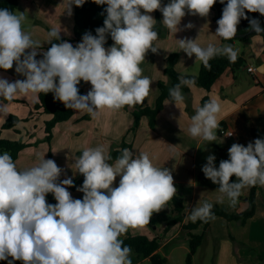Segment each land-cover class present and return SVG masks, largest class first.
I'll return each instance as SVG.
<instances>
[{
    "label": "clouds",
    "instance_id": "obj_1",
    "mask_svg": "<svg viewBox=\"0 0 264 264\" xmlns=\"http://www.w3.org/2000/svg\"><path fill=\"white\" fill-rule=\"evenodd\" d=\"M94 2L106 5L103 26L95 28L96 34L85 32L73 46L61 40V28L52 26L46 41L58 42L41 50L39 59L38 42L22 27L23 14L0 8V68H12L15 62V72L25 77L10 81L0 76V97L8 101L17 96L35 99L39 93L51 91L65 108L86 111L94 118L103 109L141 103L149 94L152 79L141 75L140 63L149 49L157 51L152 11L159 9L163 24L174 34L180 30L186 10L207 16L216 0ZM220 2L224 6L215 33L225 40L235 36L242 17L248 18L246 9L264 14V0ZM84 3L67 0V14H72L73 4ZM249 25L257 33L264 32L258 18H249ZM183 27L193 24L188 22ZM108 35L114 43L105 47ZM178 41L179 49L188 56L195 54L208 69L216 55H226L230 62L238 58V51L231 45L209 42L201 46L196 38ZM81 80L91 84L86 93L78 89ZM191 82L181 77L180 83L169 89V101L180 108L184 100L181 84ZM220 111L218 100L210 98L196 107L186 131L193 137L217 140L214 129L219 125ZM8 112V105L0 102V115L6 118ZM226 135H232V131ZM227 151L228 158L221 159L218 167L215 154H209L202 171L219 185L223 195L216 202L222 203L227 197L234 204L246 186L264 185V138L257 137L246 146L233 142ZM75 165V171L84 176L77 186L82 198H73L65 187L72 186L74 180L71 176L60 179L63 169L54 159L43 156L38 163L20 169L10 153H0V260H7V264L15 260L23 264H131V249L119 237L130 227L147 224L153 212L164 208L177 192L171 171L156 166L145 151L134 153L124 148L113 162L107 145L98 144L83 148ZM233 174L238 179L230 181ZM117 176L118 186H113ZM48 193L56 203L47 201ZM213 207L208 200L194 205L185 221H207L214 217Z\"/></svg>",
    "mask_w": 264,
    "mask_h": 264
},
{
    "label": "crops",
    "instance_id": "obj_2",
    "mask_svg": "<svg viewBox=\"0 0 264 264\" xmlns=\"http://www.w3.org/2000/svg\"><path fill=\"white\" fill-rule=\"evenodd\" d=\"M65 2L66 0H60L59 2L57 0H18L14 13L19 11L20 14H23L22 27L25 24L27 25V28L23 27L26 32L32 33L37 38L43 35L47 39V32L50 28L52 26L58 27L60 21L64 18L60 15V12L62 11V4ZM166 3H168V0H166ZM73 5L72 14L68 15L67 22L64 23L67 27H64V30L59 27L61 28L60 36L72 44L73 42L70 39H73ZM51 9L55 10L56 13L59 10L60 12L57 15H52L50 13ZM214 14L215 8L213 7L210 8L207 16L193 15L186 10L185 16L181 19L178 32L173 34L165 26L167 30L165 37H157L153 41L157 51L153 52L149 49L145 54V59L140 63L141 75L152 79L149 94L141 103L124 105L116 110L118 116H115V119H117L119 130L115 132L107 131V126L111 125L115 119L101 112L96 119L93 116L89 117L88 120L92 122L91 127L81 125L84 123L83 113L74 114L73 111L69 119L64 120L68 125L64 132L74 133L83 139H87V144L82 145V149L105 144L109 151L111 147L124 140L131 144L130 149L134 153L139 151L148 152L156 166L166 167L171 171L173 183L177 188L175 194L183 199L184 208L181 220L165 229L167 219L175 214L170 199L159 212H153L149 224L130 227L119 237L121 238L127 233L132 235L142 234L149 238L157 237L159 246L156 251L162 256V248L174 241L170 246L169 253L166 254L167 258L171 257V252L177 247H181L185 251L189 250L188 235L182 226L190 221L186 222L185 217L190 212L191 207L198 206L205 200L217 201V197L223 195L219 191L218 184L209 183L206 177L201 176L199 173L202 165L207 163L206 157L213 151V145H217V140L207 141L199 136L193 137L186 131L190 123V117L195 113L196 107L200 106L202 97L204 95H208L209 99L214 97L221 105V111L218 113L219 125L214 129V132L217 138L225 144L224 148L220 149V152L224 154V158L229 156L227 150L233 142L242 143L245 146L249 141L254 142L255 137L251 134V128H262L264 126L263 36L253 34L247 38L235 39L229 43L223 42L222 38L215 33L218 24L213 18ZM159 16L162 21L163 14L160 11ZM188 22H191L193 27H183ZM181 38H196L201 46H206L209 42L218 46L231 45L233 49L238 51V55L244 58L245 62L235 70L227 67L213 82L210 90L195 84H190L188 91L181 90L184 100L180 108L175 105L174 101L165 100L155 117L153 128L149 126L147 116L142 115L138 126L131 130L134 121L133 110L138 105H153L159 93L158 80H167L163 69L166 56L169 53L176 52L178 54L175 68L180 73L196 74L199 71L201 61L196 59L195 54L188 56L183 49H179L178 39ZM41 50L45 49L38 48L39 52ZM247 66H253L255 70L253 72L248 71ZM1 72H4L3 69H0ZM15 74L16 76L19 75L16 72ZM15 79L17 78L11 77V80ZM17 97L22 98L21 100H24L22 103H25L24 97ZM37 98L38 95L35 99L29 98L27 103H31L32 111L39 114L44 128V122L50 119L52 115L34 108ZM0 102L9 105L12 100ZM103 111L105 112L106 109H103ZM15 112L10 109L8 114L13 113L18 117L29 116L28 122L32 123V114L27 115L28 113L24 110L22 113ZM3 120H5V117L0 122L3 123ZM110 120H112L111 124L108 123ZM74 123H76V126H74ZM17 125L3 129L1 136L9 139H20L16 135L18 133ZM35 126L33 124V128ZM220 128L232 131V135L220 134ZM7 131H13L15 134H6ZM25 153L24 148L19 151L15 160L17 166L23 165L26 168L34 165L35 157L29 151H27V155ZM119 178V176L116 177L113 186H118ZM81 184L82 182L77 186ZM77 186L73 189L68 188V190L73 198H82L83 193L77 190ZM242 192L245 197L249 192V186L243 188ZM244 197L241 203H236L239 209H244L247 206ZM201 231L202 225L192 229V232L195 233ZM206 234L214 238L219 237L217 240L219 241L217 264H264V185L257 184L256 210L244 223L235 220L229 221L220 215H215L211 218L205 230ZM230 234L234 237V241L231 239ZM129 257L131 264H145L146 262L149 264V258H139L133 250L130 251ZM9 258L11 259V257ZM1 261L0 264H7V260ZM20 261L15 260L14 264H21Z\"/></svg>",
    "mask_w": 264,
    "mask_h": 264
},
{
    "label": "trees",
    "instance_id": "obj_3",
    "mask_svg": "<svg viewBox=\"0 0 264 264\" xmlns=\"http://www.w3.org/2000/svg\"><path fill=\"white\" fill-rule=\"evenodd\" d=\"M227 3V0H224V4ZM18 0H0V8H8L10 11L14 12L17 7ZM223 4L220 0L212 5L215 8V14L213 16L214 20L217 22L218 18L222 15ZM106 5H97L94 0H85V3L82 6L73 5V39L70 41L73 42V46L77 42L81 41L82 35L91 31L92 34L95 33V28L98 26H103V20L106 15ZM248 18H241L240 23L237 25V32L234 37L231 39L225 40L222 38L223 42H232L235 39L247 38L253 34H261L264 39V32L257 33L249 25V18H258L261 25H264V14L259 13L258 11L252 12L245 10ZM156 23L154 28L159 33V30L162 29L163 24L160 19L158 11L155 14ZM107 35V34H106ZM61 40L64 38L61 37ZM52 42H58L53 40ZM114 41H112L110 35L106 41L105 46H109ZM51 46V43H50ZM178 54L176 52H171L166 56L164 74L167 76V80H158L157 85L159 93L156 97V100L153 105H138L133 110L134 121L131 126V130H134L138 124L139 119L142 115L147 116L148 123L151 128L155 125V117L159 110L162 108L165 100H170L169 89L180 83L181 77H187L192 82L190 84H195L203 87L206 90H210L211 85L216 80V78L227 68L230 67L233 70L240 67L244 62V58L241 55H238V58L235 62H230L226 55H216L210 59L209 63L211 64V69L206 68L202 62L200 63L199 71L196 74L180 73L175 68V63L177 61ZM194 78V79H193ZM82 81V80H81ZM190 84H181V90L188 91ZM53 92L49 91L47 93H39L38 98L34 103V108L36 110L41 109L42 112L50 113L52 117L44 122L45 130V139L49 140L52 136L53 126L60 121L69 119L73 113V109L65 108L63 102L58 99L53 98ZM0 99L6 100L3 97ZM207 100H209L208 95H204L201 99L200 106H202ZM20 120V118L13 113H10L5 121L0 126V153L7 151L12 156L15 161L18 157L19 151L23 149L27 143L22 139H9L1 136V132L5 128H11ZM251 134L257 138H264V126L262 128H251ZM124 148H131V144L122 140L118 145L111 147L109 154L114 161L118 156L122 154ZM226 156L224 159H227ZM220 158L216 157V166H219ZM202 176V175H201ZM236 178L235 174L230 177V181ZM84 179L82 173H79L77 178H73L74 184L68 186L69 188H75L79 183ZM256 185L249 186V192L244 197L247 203V206L244 209H239L237 205L228 207L226 204L213 203L214 207L212 212L215 215H220L227 220H236L239 223H244L249 217H251L256 210ZM46 199L50 203H56L54 196L51 193L46 194ZM171 203L173 204L174 215L169 217L166 222L167 229L173 223L180 221L182 218V211L184 208L183 199L181 196L174 194L171 198ZM210 219L203 221L197 219L196 222L191 220L183 224V229L186 230L188 235L189 250L187 252L184 264H193L192 256L196 252L199 245L203 242L205 235V230L210 223ZM151 218L147 224H149ZM198 225H202V231L200 233L192 232V229L196 228ZM231 239L234 241V237L230 234ZM125 245H128L131 250L135 251L139 258H149L153 261L154 264H164L165 257L156 251L159 246V240L157 237L149 238L146 235L138 234L132 235L127 233L120 238ZM0 262H2L0 260ZM23 264V261H20Z\"/></svg>",
    "mask_w": 264,
    "mask_h": 264
},
{
    "label": "rangeland",
    "instance_id": "obj_4",
    "mask_svg": "<svg viewBox=\"0 0 264 264\" xmlns=\"http://www.w3.org/2000/svg\"><path fill=\"white\" fill-rule=\"evenodd\" d=\"M57 1L59 2L60 0H57ZM162 2L164 4L166 3V0H162ZM66 6H67V0L65 3L62 4V9H61L62 11L60 12L59 10L60 15H62L64 18L60 21L58 27H62L63 30H64V27H67L64 24L67 22L66 18L68 17L67 10L65 9ZM142 11L144 10L142 9ZM156 11H158V9L153 10L151 13V15L155 19H156L155 17ZM59 12L56 13L55 10H52V9L50 10V13L52 15H57L59 14ZM16 14H20V12L18 11ZM23 27L27 28V25L25 24ZM166 34H167V30H166L165 25H163L162 29L159 30L157 37L163 38L165 37ZM31 36L33 40L38 42L39 44L38 48L47 50V48L50 47V43L52 41L47 42L43 35L37 38L31 33ZM41 57H42V53L38 51L37 58L39 59ZM3 71L4 72L0 73V76L8 78L10 81H12L11 77H16L17 79L25 78L23 74L21 73H19V75L16 76L15 62L12 68H9V70L3 69ZM90 87H91L90 82H85L83 80L78 85V89L80 93H86ZM24 98H25V103H22L24 101V100H21L22 98H18V97L13 98L12 102L9 104L10 106L8 105V109L9 110L13 109L14 112L19 111V113H22V111L24 110L26 111V113H28L27 115L32 114V117H31L33 118L32 123L28 122V119H30L29 116L19 117L20 120L16 123L18 124L16 128L18 129V133H16V135L20 139H22L25 143H27V145L24 147V150L26 152L25 154L27 155L28 154L27 151H29L31 155L35 157L34 164L38 163L39 159L43 156H45L46 159L47 158L54 159L57 165L63 169V171L61 172L60 179H63L66 176L77 178L79 176V172L75 171V167H76L75 159L78 158V156L82 152L83 150L82 145L87 144V139L86 138L83 139L82 137H80L79 135L77 136L74 133L68 134L67 132H64L66 126L68 125L66 122L60 121V122H57L55 126H53L54 128H52L51 138L49 140H46L44 128L40 120L39 114L32 111L31 103L30 104L27 103V100L29 101V98L30 99L32 98L30 96L24 97ZM0 101L6 102L8 100L0 99ZM73 111H74V114L83 113L82 118H83L84 123H82L81 125H83L84 127H91L92 122L88 120L89 117L92 116L91 114H89L86 111H80V110H73ZM100 112L103 114L110 115L111 117H114V119H115V116H118V113L116 112V110L106 109L105 112L103 110H100ZM8 115L9 114H7V116ZM3 117H4L3 115H0V121L3 119ZM96 118L97 117H95V119ZM108 123L111 124L112 120H110ZM33 124L36 125L34 128H33ZM1 125L2 123L0 122V126ZM74 126H76V123H74ZM117 130H119V126L117 124V119H115L111 125L107 126V131L115 132ZM6 134L14 135L15 133L13 131H7ZM224 145L225 144L222 143V141L217 138V145L216 146L213 145V151L210 154H215V157L224 159V154L220 152V149L224 148ZM17 167L20 169L24 168L23 165H18ZM200 171H199L200 175H203L205 177L202 171V168ZM206 179L209 183L215 184L214 182L211 181L210 178L206 177ZM236 179L238 178L236 177L234 180ZM65 187H68V186H65ZM242 193L243 192L241 191V194L239 195V197L237 198L234 204L231 203L227 197H225L223 202L220 204H226L228 207L235 206L236 203L242 202L243 197H244ZM209 202H216V201H209ZM218 238H219L218 236L214 238L211 235L210 236H208L207 234L204 235L203 242L199 245L196 252L192 256L193 264H217L216 257H217L218 243H219V241H217ZM173 242L174 241L170 242L166 247H163L161 250L163 256L165 257L164 264H184L188 250L185 251V249L181 247L175 248L171 252V257L167 258L166 254L169 253L168 251L170 249V246L173 244ZM146 263L148 264V262Z\"/></svg>",
    "mask_w": 264,
    "mask_h": 264
},
{
    "label": "built area",
    "instance_id": "obj_5",
    "mask_svg": "<svg viewBox=\"0 0 264 264\" xmlns=\"http://www.w3.org/2000/svg\"><path fill=\"white\" fill-rule=\"evenodd\" d=\"M247 69H248V71H251V72H253L255 70V68L253 66H247ZM219 132H220V134H225L226 135L228 132H231V131L227 130L225 128H220ZM227 136H230V135H227ZM149 264H154V262L149 260Z\"/></svg>",
    "mask_w": 264,
    "mask_h": 264
}]
</instances>
